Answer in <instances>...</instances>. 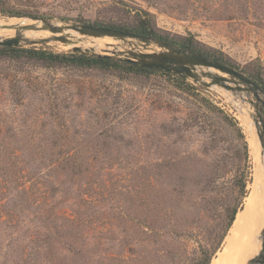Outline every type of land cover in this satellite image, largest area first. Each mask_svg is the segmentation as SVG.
<instances>
[{
	"label": "rangeland",
	"instance_id": "rangeland-1",
	"mask_svg": "<svg viewBox=\"0 0 264 264\" xmlns=\"http://www.w3.org/2000/svg\"><path fill=\"white\" fill-rule=\"evenodd\" d=\"M2 7L126 27L147 12L158 33L191 35L264 76V0H0V20L15 17ZM89 41L98 49L85 53L120 57L103 51L120 42ZM15 46L76 53L59 41ZM186 81L0 57V264L215 260L253 179L239 110L255 113L254 97Z\"/></svg>",
	"mask_w": 264,
	"mask_h": 264
},
{
	"label": "water",
	"instance_id": "water-1",
	"mask_svg": "<svg viewBox=\"0 0 264 264\" xmlns=\"http://www.w3.org/2000/svg\"><path fill=\"white\" fill-rule=\"evenodd\" d=\"M23 18L31 19L34 23L25 24L21 26L20 30L39 29L47 31L49 34L30 39L24 37L19 30H16L10 38L0 39V45L15 46L21 40L39 44L59 41L71 47L74 52L81 53L82 46L79 45L81 42L94 38H111L120 43H106L103 51L117 53L125 61L133 62L150 69L167 71L184 79L203 83L206 86L219 85L231 91L251 93L254 99H248V102L254 106L255 113L249 112V115L256 123L258 121L261 122L262 126L258 128V138L261 154H264V98L262 97L264 93L242 71L193 49L132 31L89 23L58 24L45 18ZM118 47H122V49H118ZM97 49L93 45L83 48L84 52H94ZM95 54L111 57L109 54ZM204 78H208V81ZM229 83H233L234 85H230ZM258 236L261 241L260 249L247 260L246 264H264V225L260 229Z\"/></svg>",
	"mask_w": 264,
	"mask_h": 264
},
{
	"label": "trees",
	"instance_id": "trees-1",
	"mask_svg": "<svg viewBox=\"0 0 264 264\" xmlns=\"http://www.w3.org/2000/svg\"><path fill=\"white\" fill-rule=\"evenodd\" d=\"M1 10L10 16H21L25 13L10 9V8H1ZM89 23V22H84ZM89 24L94 25H102L107 27H112L116 29L132 31L142 35H148L156 38H160L181 46H184L189 49H193L198 51L206 56L212 57L217 59L220 62H223L231 67L237 69V66L227 59H225L224 55L219 51H212L208 49H203L199 47L198 43L195 41L194 37L191 35L181 37L180 39H173L170 38L168 35H162L158 33L151 24V20L147 12H144L143 15H138V19L136 24L130 27L122 26V25H113V24H103L92 22ZM10 57L14 59H29L35 60L47 65H55V64H67V65H75V66H82V67H93L98 69H105V70H114L119 72L120 74H141V75H148L153 73H161L167 77L172 78L179 87H188L190 86L187 83L186 79L178 76L176 74L161 71L157 69H150L146 67H142L136 63L128 62L123 60L120 57H103L99 56L94 53H57L52 51H46L42 48L36 47H16V46H7V45H0V57ZM246 73V72H244ZM246 75L252 79L263 91L264 93V76L260 71H254L252 73H246ZM237 209L233 208L231 214L228 217L227 221V228L230 227L232 222L235 220V214ZM210 255L203 254L202 257L199 259L197 264H209Z\"/></svg>",
	"mask_w": 264,
	"mask_h": 264
},
{
	"label": "bare ground",
	"instance_id": "bare-ground-1",
	"mask_svg": "<svg viewBox=\"0 0 264 264\" xmlns=\"http://www.w3.org/2000/svg\"><path fill=\"white\" fill-rule=\"evenodd\" d=\"M29 23H34V21L19 17L0 20V34L3 32L12 34L16 30H19L20 33L29 30H39H20L21 26ZM85 43L95 46L94 43L90 44V41L82 42L79 45L83 46ZM239 116L242 127L247 135L250 154L254 162L253 179L243 207L236 214L234 223L229 229L223 251L210 264H246L249 257L255 255L261 245L258 234L264 225V176L261 173V161L264 154H261L258 129L254 120L243 109L239 110ZM256 124L261 128L260 121Z\"/></svg>",
	"mask_w": 264,
	"mask_h": 264
}]
</instances>
